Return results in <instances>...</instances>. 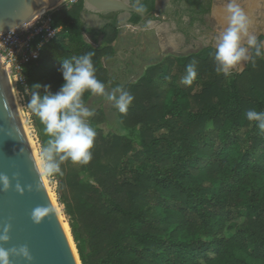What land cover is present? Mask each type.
<instances>
[{
	"label": "trees",
	"instance_id": "trees-1",
	"mask_svg": "<svg viewBox=\"0 0 264 264\" xmlns=\"http://www.w3.org/2000/svg\"><path fill=\"white\" fill-rule=\"evenodd\" d=\"M185 1L190 26L210 13L211 2ZM83 8L77 0L51 14L59 31L25 66L30 94L37 83L58 91L62 60L90 51L97 78L110 82L105 58L116 53L118 13L87 29ZM155 10L156 0L141 2L142 13ZM140 20L133 14L130 23ZM214 53L168 55L122 86L135 97L127 114L118 113L124 133L106 134L97 110L92 160L64 162L53 175L82 264H264V134L245 116L264 111V57L253 55L242 73L225 78L215 72ZM191 63L197 78L186 86ZM91 98L85 94L86 105ZM32 115L43 148L47 137Z\"/></svg>",
	"mask_w": 264,
	"mask_h": 264
},
{
	"label": "clouds",
	"instance_id": "clouds-1",
	"mask_svg": "<svg viewBox=\"0 0 264 264\" xmlns=\"http://www.w3.org/2000/svg\"><path fill=\"white\" fill-rule=\"evenodd\" d=\"M227 27L217 36L214 47L215 72L225 78L233 70H243V65L252 59L264 57V40L250 31V19L240 7L238 0H227L225 6ZM94 52L80 56H69L62 60L59 69L64 83L53 93L50 85H32L28 108L43 126L47 137L41 152L45 173L49 176L61 173V164L87 165L92 160V149L97 131L90 123L95 109L89 108L84 100L87 93L91 97H100L111 104L120 115L127 114L135 97L122 86L106 90L105 83L96 76L92 57ZM255 63V60H252ZM197 78L195 63L186 67L183 84L191 86ZM248 121L256 122V127L264 134V111L248 110ZM0 184L7 189L9 178L0 175ZM55 214L51 206H38L32 210L31 218L39 224L49 215ZM11 226L6 225L0 232V242L10 240ZM33 259L26 245L19 248L0 246V264H12V257Z\"/></svg>",
	"mask_w": 264,
	"mask_h": 264
},
{
	"label": "water",
	"instance_id": "water-1",
	"mask_svg": "<svg viewBox=\"0 0 264 264\" xmlns=\"http://www.w3.org/2000/svg\"><path fill=\"white\" fill-rule=\"evenodd\" d=\"M58 1L60 0H0V33L19 29L35 21L52 3ZM142 1L135 0L132 3L131 0H84L83 12L88 10L92 13L137 15L140 22L130 23L128 26L138 37L144 29V23L151 18L166 20L157 11L152 14L142 13ZM0 175L9 178L7 189L0 184V232L6 225L11 226L10 240L0 242V246L11 249L26 245L33 257L28 261L13 256L12 264H79L38 167L9 75L1 63ZM38 206H51L55 214H50L36 224L31 213ZM71 237L73 239L72 232ZM73 243L75 245L74 239ZM78 260L82 264L79 254Z\"/></svg>",
	"mask_w": 264,
	"mask_h": 264
},
{
	"label": "rangeland",
	"instance_id": "rangeland-1",
	"mask_svg": "<svg viewBox=\"0 0 264 264\" xmlns=\"http://www.w3.org/2000/svg\"><path fill=\"white\" fill-rule=\"evenodd\" d=\"M75 2H77V0H70L64 6L52 9L47 13V15L51 16L52 13L60 9H68ZM217 6H219L218 0H216V4L214 5L213 14L207 18V22L212 26V28H203L202 26L197 25L194 28L196 32L193 34L187 33V36H184L182 33H180V31L175 30L174 27H172L171 35L169 37L163 36V34H161V30L158 29L157 31L156 28L153 30H148L147 32H144V34L141 33V31L139 36L136 37L135 32L126 27L124 31L127 33V39L126 44L123 45V50L126 51L125 54H128V56H125L124 54L121 56L118 54L116 56L114 55L112 57H106L105 65L110 76V82L107 84L106 90H110L112 87L118 85L124 86L137 81L144 74L148 67L161 62L168 55L187 56L197 53L204 48L214 46L217 36L227 27H223L217 18ZM162 26L163 25H161V29ZM251 32L257 35L258 39L261 38L264 40V26H258ZM196 35L198 38L195 37ZM93 44L95 45V43ZM249 61L244 63L242 71L246 69ZM233 71L242 73L240 70ZM244 83L245 84H243V86L246 87L247 81ZM13 86L17 104L24 116L27 130L35 140L39 153L41 154L42 148L38 137L36 121L27 106L30 96L26 95L20 85L16 86L14 83ZM87 106L89 108H94L95 112L97 110L104 112L105 121L100 124L99 127L106 134L124 133L119 115L111 104L106 103L100 97H92ZM44 180L49 193L54 196L56 205L60 209L61 220L64 223L69 224L71 217L67 214L65 206L58 201V183L56 178L53 175L49 176L45 173ZM79 180L84 184L93 183L91 177L88 174H81ZM238 222L241 224L243 220H239Z\"/></svg>",
	"mask_w": 264,
	"mask_h": 264
},
{
	"label": "built area",
	"instance_id": "built-area-1",
	"mask_svg": "<svg viewBox=\"0 0 264 264\" xmlns=\"http://www.w3.org/2000/svg\"><path fill=\"white\" fill-rule=\"evenodd\" d=\"M51 16L45 14L40 19L25 26L0 33V59L9 75L11 85H20L30 96V87L25 74L28 63L40 59L45 46L56 36Z\"/></svg>",
	"mask_w": 264,
	"mask_h": 264
},
{
	"label": "bare ground",
	"instance_id": "bare-ground-1",
	"mask_svg": "<svg viewBox=\"0 0 264 264\" xmlns=\"http://www.w3.org/2000/svg\"><path fill=\"white\" fill-rule=\"evenodd\" d=\"M68 1H70V0H60L57 3H52L36 20L43 17L45 14H47L53 8L64 6L66 3H68ZM218 2H219V6L216 7L217 18L221 22L222 26L226 27L227 23H226V19H225V15H226L225 14V6L227 3V0H218ZM238 3L240 4V7L245 11V13L248 15V17L250 19V22H251L250 31L254 30L258 26H262V27L264 26V0H238ZM0 63L3 65L1 59H0ZM13 92H14V89H13ZM14 95H15V92H14ZM15 99H16V96H15ZM19 111L21 114L23 125L25 127L30 145L33 149V153L35 155L38 167H39L41 174L44 178L45 170H44V163H43V160L41 158V154L39 153V150H38V147H37L35 140L32 138V136L30 135V132L27 130L25 119H24L23 114L21 113L20 108H19ZM50 197L53 201V204L55 206L57 214L61 220L60 209L57 207L56 202H55V198L51 193H50ZM61 223H62L64 230L66 232V235L70 241L71 247L73 248V252L77 258V261L80 264V261L78 260L77 250H76V247L73 243V239L71 237L70 227H69L68 223H64L62 220H61Z\"/></svg>",
	"mask_w": 264,
	"mask_h": 264
},
{
	"label": "crops",
	"instance_id": "crops-1",
	"mask_svg": "<svg viewBox=\"0 0 264 264\" xmlns=\"http://www.w3.org/2000/svg\"><path fill=\"white\" fill-rule=\"evenodd\" d=\"M158 7L160 9L166 10L165 5L161 2L158 3ZM111 13H92L89 12L88 10L84 11L81 15L82 21L84 23V26L87 29H100L101 27H103V25L107 22V19H105L108 15H110ZM163 14V13H161ZM165 17L166 15L163 14ZM130 18L131 15L130 14H120L118 13V17H117V22H118V26L120 29V35L117 39V41L115 42V50H116V55H125L128 56V54H125V50H123V45L126 44V39H127V33H125L124 29L130 28L128 25L130 24ZM169 18L166 17V20H161L157 17H153L150 19L149 22H147V24H145L143 27L144 29L141 30L144 34V32H147L148 30H153V29H158L161 30V34H163V36L165 37H169L171 35V31H172V27H174V25H172L171 22H168ZM159 23V24H157ZM161 25L162 29H161ZM86 40L89 43L93 44L92 41V37L88 34L85 35ZM94 45V44H93ZM125 59V58H124ZM105 62H106V58H105Z\"/></svg>",
	"mask_w": 264,
	"mask_h": 264
},
{
	"label": "flooded vegetation",
	"instance_id": "flooded-vegetation-1",
	"mask_svg": "<svg viewBox=\"0 0 264 264\" xmlns=\"http://www.w3.org/2000/svg\"><path fill=\"white\" fill-rule=\"evenodd\" d=\"M204 5H207L209 2H211V10L210 13L205 15L201 21H198L195 23V25L190 26L191 19L186 12L189 9V4L185 0H156V10L159 13H163L166 15V17L169 18L168 22L173 23L174 29L180 31L184 36H187L188 33H195L196 30L194 29L197 25L202 26L203 28L211 27V25L208 24L207 18L213 14L212 11H214V5L216 4V0H200ZM161 2L165 5L166 10L160 9L158 7V3ZM147 24V22L144 23V25ZM143 25V26H144ZM198 38V36H195ZM215 48L214 46H212Z\"/></svg>",
	"mask_w": 264,
	"mask_h": 264
}]
</instances>
